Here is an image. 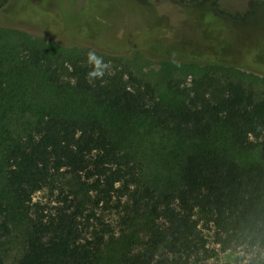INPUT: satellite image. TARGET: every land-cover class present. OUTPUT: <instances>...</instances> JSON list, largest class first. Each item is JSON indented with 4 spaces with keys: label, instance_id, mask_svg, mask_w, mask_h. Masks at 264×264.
Listing matches in <instances>:
<instances>
[{
    "label": "rangeland",
    "instance_id": "1",
    "mask_svg": "<svg viewBox=\"0 0 264 264\" xmlns=\"http://www.w3.org/2000/svg\"><path fill=\"white\" fill-rule=\"evenodd\" d=\"M196 1L0 0V201L10 212L11 226L10 234L0 240L5 264H17L26 252L32 232L30 217L54 223L60 217H70L83 240L103 237L95 264H123L129 255L145 249L152 228L148 207L136 206L128 196L120 202L114 197L109 204H97L95 194L87 197L82 179L67 172L60 173L52 186L33 195L29 211L17 205L6 181L5 153L41 115H98L113 134L117 133V139L121 137V146L137 155L142 163V185L158 196L175 188L180 169L194 146L214 147L243 165L258 160L257 150L239 148L224 129H216L205 139L191 140L137 117L98 109L74 87L71 63L81 55L80 49L87 48L118 57L117 64H122L119 68L150 82L165 103L181 105L184 101L168 88L169 81L188 85L207 62L224 66L216 69L220 78L240 82L257 98H264V20H258L255 28L243 24L229 27L211 13L203 17L197 9H191L188 3ZM252 1L255 0L217 3L221 9L236 13L244 11ZM260 8L264 10V4ZM205 24L210 29H205ZM228 27L234 29L232 33L227 32ZM213 33V38L225 43L223 49L211 47L214 41L208 36ZM136 34L141 42L127 46L126 40ZM247 37L252 38L250 46H255V53L243 65L239 60L244 59L231 52L238 51L240 42ZM155 41L156 48L152 44ZM208 48L217 52L197 53ZM36 50L43 66L29 60ZM45 65L57 70L58 84L49 81ZM204 234L209 249L206 256L195 259L184 255L174 258L173 264H264V250L238 248L220 252L212 232Z\"/></svg>",
    "mask_w": 264,
    "mask_h": 264
},
{
    "label": "trees",
    "instance_id": "2",
    "mask_svg": "<svg viewBox=\"0 0 264 264\" xmlns=\"http://www.w3.org/2000/svg\"><path fill=\"white\" fill-rule=\"evenodd\" d=\"M263 4L255 0L244 11L229 13L219 7L217 0L188 3L203 17L211 13L229 27L243 24L250 28L264 20L260 8ZM256 16L260 18L254 19ZM205 27L210 29L208 24ZM229 27L227 32L232 33L234 29ZM213 36H208L214 41L211 47L223 49L225 43ZM139 42L137 34L126 40L127 46ZM250 42L251 37L243 39L239 50L231 52L244 59L239 60L243 65L255 53ZM152 44L156 48L158 43ZM173 49L170 51L178 52ZM89 50H79L81 55L71 63L70 76L74 87L94 107L137 117L191 140L205 139L216 129H224L239 148L257 150L258 160L243 165L214 147L194 146L180 169L175 188L158 196L142 185V163L137 155L121 146V137L117 139V133L113 134L102 118L49 113L37 117L29 132L5 153L6 181L17 205L29 211L33 195L67 172L82 179L87 197L95 194L97 204H109L114 197L120 202L128 196L136 206L148 207L152 228L146 247L129 255L123 264H173L174 258L184 255L195 259L206 256L209 249L205 231L212 232L220 252L238 248L263 251L264 98H257L240 82L220 78L216 69L224 66L207 62L188 85L169 81L168 88L184 101L181 105L165 103L150 82L119 68L122 64H117L120 59L116 56L97 52L111 62V68L104 77L87 79L86 73L91 70L86 59ZM210 51L199 49L197 53L217 52ZM29 60L35 66L44 64L38 50ZM45 69L49 81L58 84L57 70L50 65ZM9 218L7 206L0 201V240L10 234ZM30 221L27 249L17 264L96 263L103 237L83 240L70 217H60L58 223L40 217H30ZM0 264H5L1 255Z\"/></svg>",
    "mask_w": 264,
    "mask_h": 264
},
{
    "label": "clouds",
    "instance_id": "3",
    "mask_svg": "<svg viewBox=\"0 0 264 264\" xmlns=\"http://www.w3.org/2000/svg\"><path fill=\"white\" fill-rule=\"evenodd\" d=\"M87 63L91 65V70L86 73L87 79H97L108 74L111 68V62L104 56L98 55L95 50H89L86 53Z\"/></svg>",
    "mask_w": 264,
    "mask_h": 264
}]
</instances>
